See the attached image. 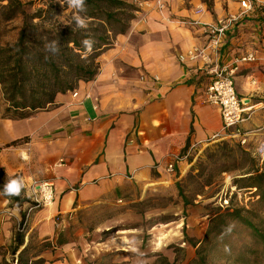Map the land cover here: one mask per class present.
<instances>
[{
  "label": "crops",
  "instance_id": "obj_1",
  "mask_svg": "<svg viewBox=\"0 0 264 264\" xmlns=\"http://www.w3.org/2000/svg\"><path fill=\"white\" fill-rule=\"evenodd\" d=\"M233 12L221 0L210 10L198 0L144 1L128 31L101 54L93 81L27 117L0 119V168L22 180L30 201L36 183L53 182L56 190L55 203L29 219L19 253L37 239L53 249L38 257L46 264H79L80 248L101 244L91 246L83 229L72 234L69 222L59 230L57 216L71 221L90 206L133 203L130 191L159 184L165 164L221 140L214 139L222 131L220 110L204 103L203 61L190 53L207 46L202 25ZM249 54L255 61H238ZM222 57L237 65L236 90L250 114L234 139L255 150L264 143V22L245 19ZM28 206L11 208L0 192V249L13 243Z\"/></svg>",
  "mask_w": 264,
  "mask_h": 264
},
{
  "label": "rangeland",
  "instance_id": "obj_2",
  "mask_svg": "<svg viewBox=\"0 0 264 264\" xmlns=\"http://www.w3.org/2000/svg\"><path fill=\"white\" fill-rule=\"evenodd\" d=\"M18 1L22 7L13 14V7H8L13 1L0 0V46L17 42L24 24L22 11L37 15L51 6L58 16L52 14L53 19L44 23L36 19L34 25L42 24L48 31L75 27L72 10L65 12L67 5L61 0ZM122 1L129 7L118 19L129 26L147 0ZM198 1L212 9L214 0ZM221 2L225 9L231 5L234 12L228 15L240 10V0ZM119 27L116 25L117 30ZM97 28V22L88 20L85 30L95 41L103 35L94 32ZM117 36V32L110 33L111 45L105 50L112 47ZM49 38L37 40L49 42ZM97 63L100 65L99 59ZM20 115L0 85V119ZM220 139L184 152L178 163L183 164L181 171H163L159 184L144 190L133 188L127 197L133 203L120 198L115 205L90 206L71 221L70 217L57 216L59 230L69 222L72 234L83 229L91 246L101 244L100 250L85 252L80 248L79 264H264V153L260 154V146L251 150L238 139ZM42 251L39 240L33 239L22 264H43L36 262ZM0 264H17L11 246L0 249Z\"/></svg>",
  "mask_w": 264,
  "mask_h": 264
},
{
  "label": "trees",
  "instance_id": "obj_3",
  "mask_svg": "<svg viewBox=\"0 0 264 264\" xmlns=\"http://www.w3.org/2000/svg\"><path fill=\"white\" fill-rule=\"evenodd\" d=\"M11 1L13 2L8 7H13L12 13L17 14L15 10L20 9L22 4L18 0ZM128 7L129 5L122 0H87L86 15L88 20L97 22L100 28L94 32L103 34L97 37L96 41L94 40L95 44L90 54L85 51L79 41V38L84 40L89 36L87 30L73 28L72 25H69L62 29L48 31L42 24H33L36 19L44 23L53 19L52 14L58 16L57 10L55 11L53 7L49 6L46 10L38 12L37 15H28L25 11L20 13L24 24L17 42L0 46V85L5 98L13 109L27 111L23 112L20 117H27L34 112L44 110L54 102L57 94L74 91L80 82H90L96 78L100 71L97 60L105 48L111 45L109 43L110 33L117 32L121 35L129 29L130 25H122V21L118 19ZM13 19L14 17L11 18V20ZM116 25L121 26L119 30L116 29ZM46 36L50 37V41L59 42L60 51L58 54L52 55L46 52L45 43L47 42L41 41ZM37 38L42 39L37 40ZM17 144L18 142H13L12 146ZM11 179L20 180L18 176L8 177L5 170L0 168V192L10 201V207L20 208L26 203L32 204L26 198L24 187L18 195L3 194L4 184ZM261 196L264 198V191H261ZM25 220L26 214L24 213L11 244L13 262L15 261L17 264H22L23 255L29 251L31 244L19 253L25 244L27 227ZM261 238L264 242V236L261 235ZM58 243L62 244V242ZM42 248L41 253L51 249V245L44 244ZM36 262L46 263L42 258Z\"/></svg>",
  "mask_w": 264,
  "mask_h": 264
},
{
  "label": "built area",
  "instance_id": "obj_4",
  "mask_svg": "<svg viewBox=\"0 0 264 264\" xmlns=\"http://www.w3.org/2000/svg\"><path fill=\"white\" fill-rule=\"evenodd\" d=\"M162 7V5H161ZM257 16L264 22V3L260 0H240V10L236 14L228 15L217 22L202 25L207 38V46L199 54L190 53L192 59L199 57L203 65L199 72L209 80L204 94V103L219 108L222 119V131L216 138L234 139L241 138L242 125L250 119L249 110L245 108L244 101L236 90L235 67L224 64L222 50L233 38L241 23L251 17ZM183 60V58H181ZM239 62H253L255 56L249 54L241 57ZM260 154L264 153V143L259 148ZM183 160L176 157L167 163L166 171L176 173L177 165ZM32 204L26 210L27 222L34 212L52 206L56 201V190L53 182L45 181L33 186Z\"/></svg>",
  "mask_w": 264,
  "mask_h": 264
},
{
  "label": "clouds",
  "instance_id": "obj_5",
  "mask_svg": "<svg viewBox=\"0 0 264 264\" xmlns=\"http://www.w3.org/2000/svg\"><path fill=\"white\" fill-rule=\"evenodd\" d=\"M62 4H66L67 10H72V20L76 28L87 29L88 28V17L87 13V0H61ZM64 12V14H65ZM63 14V15H64ZM95 44L94 39L89 35L87 38L82 40L83 48L86 52H90ZM46 52L56 55L60 51L59 42L56 40L45 43ZM23 188V182L19 179H11L7 181L2 189L3 194L8 196L18 195Z\"/></svg>",
  "mask_w": 264,
  "mask_h": 264
}]
</instances>
